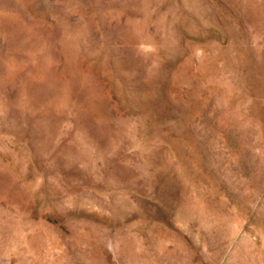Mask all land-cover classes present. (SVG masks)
I'll list each match as a JSON object with an SVG mask.
<instances>
[{"label": "rangeland", "instance_id": "374dc122", "mask_svg": "<svg viewBox=\"0 0 264 264\" xmlns=\"http://www.w3.org/2000/svg\"><path fill=\"white\" fill-rule=\"evenodd\" d=\"M0 264H264V0H0Z\"/></svg>", "mask_w": 264, "mask_h": 264}]
</instances>
